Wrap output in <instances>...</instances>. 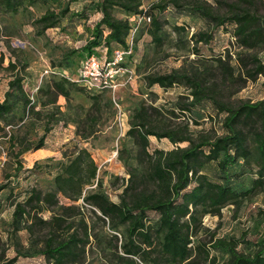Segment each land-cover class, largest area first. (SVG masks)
Instances as JSON below:
<instances>
[{"label": "rangeland", "instance_id": "obj_1", "mask_svg": "<svg viewBox=\"0 0 264 264\" xmlns=\"http://www.w3.org/2000/svg\"><path fill=\"white\" fill-rule=\"evenodd\" d=\"M159 1L141 0L140 8L149 10ZM203 1L215 13L226 14L227 4L236 0ZM96 2L39 0L34 4L25 2L16 12L0 3V99H4L9 81L16 76L23 78L22 85L30 99L28 105L16 99L13 110L0 120V184L5 185L0 191V264H8L12 258H16L14 264H52L40 251L54 214H63L66 219L61 223L60 235L76 229L81 232L85 223L89 227L91 237L85 255L74 264H115L113 235H117L119 247L125 241V225L111 229L108 220L103 222L97 216L100 213L95 214L81 199L71 202L58 194V205L30 210L18 228L13 222V212L16 203L23 201L31 189L42 193L54 190L59 166L81 148L91 153L98 166L97 180L84 191H100L109 200L119 202L130 174L142 172L149 161L144 154L139 155L137 139L127 134L133 114L140 108L148 110L150 125L158 132L171 130L178 137L186 136L194 141L212 139L225 132L224 113L210 99L185 110L183 106L192 100L193 88L188 83L183 80L168 88L148 85V75L176 70L198 77L218 100L233 105L264 98V77L245 81L241 76L237 59L241 49L232 26L217 28L199 15L171 5L165 6L160 14L161 44L153 40L146 16L119 8L113 10L114 16L128 20L131 25L125 45L128 52L125 72L114 91L94 92L72 85L69 99L57 94L53 82L64 79V74L70 71L66 67L69 60L75 66L86 54L83 46L101 16ZM255 3L259 14L264 16V0H255ZM64 8L69 11L55 27L42 30L36 23L45 11ZM200 31L211 34L212 39L195 44L191 35ZM118 47L114 45L108 56ZM96 51L101 54L103 49ZM253 52L262 57L264 47ZM220 57L222 61L218 60ZM97 94L99 100L94 105L93 96ZM45 126L50 128L44 138L45 147L34 150ZM148 140L149 153L155 149L171 151L189 144L187 140L173 142L155 135H149ZM201 172L212 181L221 180L214 162L207 163ZM256 177L254 164L233 167L231 183L237 190L250 189V194L240 202L226 204L217 214L201 218L192 237L196 252L189 263L182 264L208 263L198 245L209 250L218 261L227 260V252L210 248L215 238H239L237 250L243 253L257 249V242L264 238V183L253 186L252 180ZM60 205H72V208L61 209ZM148 216L156 229L158 215L151 212ZM26 226H32V230ZM152 233L157 244L158 231ZM118 252L122 254L120 248Z\"/></svg>", "mask_w": 264, "mask_h": 264}, {"label": "trees", "instance_id": "obj_2", "mask_svg": "<svg viewBox=\"0 0 264 264\" xmlns=\"http://www.w3.org/2000/svg\"><path fill=\"white\" fill-rule=\"evenodd\" d=\"M37 1L39 0H0V3L7 10L16 12L25 2L34 4ZM141 5V0H97L96 8L101 16L93 26L91 37L83 46L85 56L96 53V49L103 47L107 48L108 53L114 45H126L131 25L128 20L114 16L113 10L116 8L126 13L146 16L150 21L153 40L161 44L160 14L165 6L171 5L197 14L217 28L232 26L236 43L241 49L237 59L243 80L264 77V56L260 57L253 52L264 47V16L259 14L255 0H236L227 4L229 10L226 14L215 13L203 0H160L146 11L140 8ZM154 10L157 12L154 13ZM68 11L67 8L59 11L47 10L36 23L42 30L55 27ZM211 39L212 35L203 31L191 35L195 44L208 43ZM80 60L75 66H72L69 60L67 70L73 73ZM218 60L222 61L221 57ZM228 69L230 73V68ZM146 79L148 85L158 84L164 88L184 80L193 90L192 100L184 105L183 109H190L200 101L210 99L218 110L224 113L222 126L225 132L212 139L202 138L199 141L190 140L186 136L178 137L177 132L171 130L158 132L152 129L149 112L142 107L133 114L127 134L137 139L140 145L139 155L144 154L149 161L142 172L130 174L119 202L109 200L100 191H84L86 186L93 185L97 180L98 166L91 153L86 148H81L74 157L59 166L54 177V190L42 193L33 188L23 201L16 203L13 222L17 228L30 210L58 205V194H61L71 202L81 199L93 208L95 214L96 211L100 213V216H97L103 222L108 220L113 230L119 225H125V241L119 247L118 237L113 235L115 264L189 263V259L196 252L195 248H192V237L198 230L201 218L207 214L219 213L226 204L240 202L251 192L250 189L237 190L233 186L230 181L233 167H252L254 164L257 177L252 180L253 186L264 183V98L255 102L228 104L211 94L198 77L188 76L176 70L148 75ZM22 80V77L16 76L9 81L5 97L0 99V120L13 110L16 99L26 105L30 103ZM72 85L77 86L66 78L53 82L56 93L66 99L70 97ZM13 91H16V94H13ZM93 98L95 105L99 95ZM49 129V126L44 127V133L33 147L34 150L45 147L44 138ZM149 135L167 137L173 142L187 140L189 144L171 151L155 149L153 153H149L146 150ZM210 162L216 164L221 176L220 181H212L201 172ZM4 188L5 185L0 184V191ZM60 208L69 209L72 205H60ZM151 212L158 215L156 229L149 221L148 214ZM65 220L63 214H54L48 222L50 229L40 253L52 264L80 262L85 255L86 245L90 242L91 233L86 223L81 232L76 229L69 234H58L59 229H62L61 223ZM26 228L32 230V226ZM153 230L158 231L157 244L153 240ZM239 241L236 237L213 240L211 249H221L229 254V258L222 262L211 256L209 250L203 249L201 245L197 247L205 255L207 264H264V238L257 242V249L249 254L237 250ZM118 248L122 254H119ZM15 261L16 258H12L8 264H14Z\"/></svg>", "mask_w": 264, "mask_h": 264}, {"label": "built area", "instance_id": "obj_3", "mask_svg": "<svg viewBox=\"0 0 264 264\" xmlns=\"http://www.w3.org/2000/svg\"><path fill=\"white\" fill-rule=\"evenodd\" d=\"M102 49L101 54L93 53L82 58L75 71L67 72L64 78L94 92L114 91L125 72L128 52L125 46H119L108 56L107 48Z\"/></svg>", "mask_w": 264, "mask_h": 264}]
</instances>
